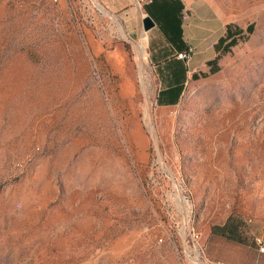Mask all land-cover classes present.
<instances>
[{"label":"rangeland","instance_id":"1","mask_svg":"<svg viewBox=\"0 0 264 264\" xmlns=\"http://www.w3.org/2000/svg\"><path fill=\"white\" fill-rule=\"evenodd\" d=\"M131 1L0 0V264H264V0L174 88Z\"/></svg>","mask_w":264,"mask_h":264},{"label":"crops","instance_id":"2","mask_svg":"<svg viewBox=\"0 0 264 264\" xmlns=\"http://www.w3.org/2000/svg\"><path fill=\"white\" fill-rule=\"evenodd\" d=\"M126 8L125 12L132 17L139 16L141 29L147 36V54L151 66L154 71L157 70L156 74L164 87L184 85L188 73L194 71L205 59H200L199 53L203 50L208 52L221 34L223 26L208 12L199 14L190 10V14H182L187 9L182 0H147L143 4L139 0H132ZM145 14L150 15L155 22L147 30L142 26ZM201 39L206 40L203 46L199 44ZM186 46L191 51L185 57H178L177 53Z\"/></svg>","mask_w":264,"mask_h":264},{"label":"trees","instance_id":"3","mask_svg":"<svg viewBox=\"0 0 264 264\" xmlns=\"http://www.w3.org/2000/svg\"><path fill=\"white\" fill-rule=\"evenodd\" d=\"M245 226L246 224L242 218L230 216L225 224L219 226L218 233L229 239L244 242L245 237L243 236V231H245Z\"/></svg>","mask_w":264,"mask_h":264},{"label":"built area","instance_id":"4","mask_svg":"<svg viewBox=\"0 0 264 264\" xmlns=\"http://www.w3.org/2000/svg\"><path fill=\"white\" fill-rule=\"evenodd\" d=\"M189 51H191V49L190 48H188L186 51H181V52H178L177 53V56L178 57H185V56H187V53L189 52ZM255 242H256V244H257V246H258V250L259 251H263L264 250V245H263V243H262V240H261V238L259 237V236H257L256 238H255Z\"/></svg>","mask_w":264,"mask_h":264},{"label":"water","instance_id":"5","mask_svg":"<svg viewBox=\"0 0 264 264\" xmlns=\"http://www.w3.org/2000/svg\"><path fill=\"white\" fill-rule=\"evenodd\" d=\"M155 24L154 20L151 18L150 15L145 14L142 17V26L145 30L151 28Z\"/></svg>","mask_w":264,"mask_h":264}]
</instances>
